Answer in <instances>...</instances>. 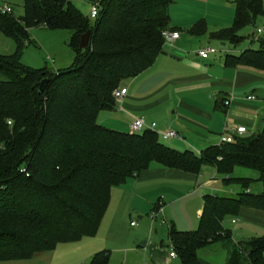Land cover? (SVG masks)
<instances>
[{"label":"trees","instance_id":"1","mask_svg":"<svg viewBox=\"0 0 264 264\" xmlns=\"http://www.w3.org/2000/svg\"><path fill=\"white\" fill-rule=\"evenodd\" d=\"M88 1L99 4L92 22L71 0H23L20 18L0 13V33L17 47L13 55H0V263L94 237L111 190L157 164L195 176L209 166L223 185L241 188L236 195H204L195 231L169 228V247L180 264H207L197 252L213 244L227 251L224 264H264V236L234 242L223 227L242 208L264 212V130L196 154L164 145L152 131L128 134L99 125V112L115 105L113 92L161 53L171 1ZM262 16L261 0H236L231 27L211 37L236 47L242 31ZM38 27L71 32L70 67L50 72L20 64L29 30ZM88 31V46L81 50ZM190 32L204 33V23ZM256 41L258 49L226 54L225 65L264 72V35ZM43 80L48 82L41 92ZM236 168L255 172L257 179L233 177ZM253 182L260 184L258 192L248 191ZM86 264H110V253H95Z\"/></svg>","mask_w":264,"mask_h":264},{"label":"crops","instance_id":"2","mask_svg":"<svg viewBox=\"0 0 264 264\" xmlns=\"http://www.w3.org/2000/svg\"><path fill=\"white\" fill-rule=\"evenodd\" d=\"M170 1L169 28L171 32L179 33V38L163 44L161 53L148 70L121 84L122 88L127 89L126 95L115 101L113 109L99 112L97 123L110 130L129 134L132 122L135 119H142L146 126L155 124L157 133L166 131L177 133L178 139L162 140L164 145L174 150H188L196 154L217 146L225 130L233 132L237 127H244L246 132L242 137L263 131L264 72L248 67L232 68L225 65L226 54L237 55L252 46L246 44L238 50L231 51L227 49L228 43L219 42L211 37L213 33L231 27L236 0H231L229 5H222L220 11L208 7L209 0ZM219 1L224 3L228 0ZM204 6L206 8H203ZM261 8L263 16L260 18H264V0H261ZM210 13L216 16L226 14L227 17H210ZM198 23H204L205 32L191 33L190 30ZM249 33L251 34L247 35L250 36L252 43L255 41L251 38L255 31L251 29ZM215 43L221 47L219 50L213 47L212 44ZM206 47H210L214 52L206 59L199 58L198 51ZM48 61L54 64L50 58ZM225 102H229V105L225 106ZM216 175L214 168L209 166L203 167L200 174L195 176L151 164L149 169L128 179L125 184L113 188L109 206L96 234L97 237L100 234L99 241L103 245V251H108L105 244L118 235L117 222L120 223L124 215L129 217L136 215L137 226H131L134 220H131L128 226L131 230L139 229L142 223H145L141 215L147 213L150 207L155 209L158 202L162 203L164 216L170 217L168 210L180 203L185 216L191 214L200 218L203 208L202 197L207 194L200 195L199 192L213 191V185L217 181ZM187 201L190 203L185 205L183 202ZM170 219L169 228L180 232L194 229L192 227L195 224H181L172 216ZM239 219H242L244 226L246 224L264 228V212L242 208L238 217L231 219L226 225L223 222V227L231 232L232 238L234 233L237 234L236 231H232V227ZM146 222L149 238L145 242L137 240L134 246L119 250L121 262L118 263L172 264L176 260L169 257L168 249H164L157 242H152L151 236L158 227L156 222H151L149 218ZM55 252L53 250L36 254L25 261L0 264H57ZM94 254L95 252L87 253L86 259H90ZM197 256L207 264H224L227 251L222 245L213 244L199 250Z\"/></svg>","mask_w":264,"mask_h":264},{"label":"rangeland","instance_id":"3","mask_svg":"<svg viewBox=\"0 0 264 264\" xmlns=\"http://www.w3.org/2000/svg\"><path fill=\"white\" fill-rule=\"evenodd\" d=\"M72 4L76 9L80 11L85 17L90 19V11H91V3L88 0H71ZM220 2V1H219ZM218 0H209V6L212 9L214 8L215 11H220L221 6L229 5L231 3V0H228L227 2H220ZM9 5L14 15L17 18H20L23 14V0H0V6L2 5ZM205 5V3L203 4ZM203 8H206L204 6ZM210 17H227L226 14L223 16H216L213 13H210ZM92 22L93 20L90 19ZM259 23V24H258ZM258 23L253 28H248L242 31L241 36L244 37V40L236 47H233L232 45H228L227 49L231 51L238 50L239 47L243 45L252 46L254 49H258L259 45L257 41L250 42V34L251 29L256 31L258 28H263L264 26V18H259ZM249 34V35H247ZM29 36H30V43L27 47H24L21 52L20 57V64L24 67L34 69V70H40V69H46L50 72H55L58 70L66 69L71 66L73 60H74V52L69 46V39L71 36V32L66 30H49L45 28H33L29 30ZM252 38V37H251ZM251 43V44H250ZM213 47L217 50H219L221 47L219 44H212ZM17 50L16 44L12 39L6 38L0 34V55L1 56H10L13 55ZM49 58L54 61V64L52 65L48 60ZM4 78L0 75V81H3ZM242 137V136H241ZM220 139V138H219ZM162 142V140L160 139ZM164 144V143H163ZM210 172H213L212 169H209ZM235 178H249L252 180L257 179V174L253 171L246 170L243 168H236L234 170V173L232 175ZM221 177L216 175V184L213 185V191L211 190H201L199 193L200 195L203 194H213L218 196L223 195H236L241 192V188L238 185H230L225 186L222 184ZM260 189V184L257 182H253L250 188L248 189L249 192H258ZM185 205H188L190 202H183ZM180 203L174 205L168 210V214H170L177 222L181 224H195L194 229L191 231H195L198 228L199 225V218L195 215L191 216V214H187L185 216L180 208ZM109 206V205H108ZM108 208V207H107ZM107 211V210H106ZM155 215L154 209L152 207L149 208L147 213H143L141 215L144 217L145 223L146 220ZM164 216V215H163ZM170 216V217H171ZM170 217L167 215L164 216L167 225H161V215L157 216L156 218V225L158 227L156 228V231L153 232L151 239L152 242H157L161 247L164 249L169 248V223L171 222ZM185 217V218H184ZM233 218L228 217L223 222L228 223ZM131 220H134V222L138 221L136 215H131L130 217L128 215H124L122 219L117 222L119 233L116 234L114 238L109 240L107 244H105L108 248V251L110 252L111 263L110 264H120L118 263L121 257V253L119 250H124L127 248H130L134 246V242L137 240L141 242H145L149 238V231L147 230L146 224L142 223L141 227L136 230H131L129 228V222ZM236 221V220H235ZM161 225V226H160ZM242 225V227H240ZM175 228H178L175 226ZM231 229V227L229 226ZM240 230V231H239ZM232 231H236L237 234H233V240L235 242H239L241 240H247L252 237H261L264 236V228L261 226H255V225H243L242 219H239L236 221V224L233 225ZM239 231V233H238ZM188 232V231H187ZM190 232V230H189ZM99 236L95 235L92 238H83L79 242L75 243H69L64 244L61 246H58L55 248V259L57 264H86L89 259H86V254L89 252H102L103 245L100 244ZM86 241V242H85ZM83 243H88L87 245H83ZM100 248V249H99ZM95 250V251H94ZM121 262V261H120ZM123 264H130L129 263H123ZM133 264V263H132ZM172 264H180V261L178 259L174 260Z\"/></svg>","mask_w":264,"mask_h":264},{"label":"built area","instance_id":"4","mask_svg":"<svg viewBox=\"0 0 264 264\" xmlns=\"http://www.w3.org/2000/svg\"><path fill=\"white\" fill-rule=\"evenodd\" d=\"M98 2L94 1L91 2V11H90V19L94 20L97 17L98 14ZM13 12L12 8L9 5H2L0 6V13L1 14H11ZM264 35V29L263 28H258L255 31V35H254V40L256 41L259 37ZM162 37H163V44H167V43H171L175 40H177L179 38V33L177 32H171V31H164L162 33ZM214 51L210 48V47H206L203 48L201 50L198 51L197 56L201 59H206L208 57L209 54L213 53ZM52 62V61H50ZM127 93V89L126 88H122L119 87L117 90H115L113 92V99L115 101L120 100L121 98H123ZM252 100L254 99L253 97L251 98ZM225 106L229 105V102H225L224 103ZM8 124L10 125V122H8ZM152 131L155 132L162 140H167V139H178L179 136L177 135V133H175L174 131H166V132H160L157 133L155 131V124H151L149 126H146L144 124V122L142 121V119H135L131 126H130V133L131 134H138L140 132L143 131ZM245 128L244 127H237L233 132L230 131H224L222 133V135L220 136L219 139V143L218 144H225V143H232L235 140V137H241L243 134H245ZM155 215L153 217H151V222H156V218L157 216L161 215V225H168L164 216H163V206L162 203L159 202L157 204V208L154 211ZM131 226H137L136 222H131ZM168 254L169 257L171 259H176V253L175 251L172 249V247L168 248Z\"/></svg>","mask_w":264,"mask_h":264},{"label":"water","instance_id":"5","mask_svg":"<svg viewBox=\"0 0 264 264\" xmlns=\"http://www.w3.org/2000/svg\"><path fill=\"white\" fill-rule=\"evenodd\" d=\"M89 36H90V31H88L86 34L82 35L81 38H80V42H79V48L81 50H84L87 48L88 46V40H89ZM47 80H43L41 81L40 83V91L42 92L45 88V85L47 84Z\"/></svg>","mask_w":264,"mask_h":264}]
</instances>
